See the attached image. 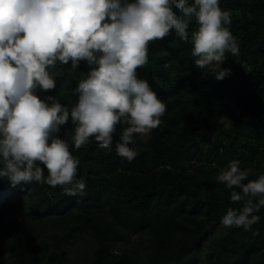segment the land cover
I'll return each mask as SVG.
<instances>
[{"label":"trees","instance_id":"obj_1","mask_svg":"<svg viewBox=\"0 0 264 264\" xmlns=\"http://www.w3.org/2000/svg\"><path fill=\"white\" fill-rule=\"evenodd\" d=\"M219 6L231 11L239 41V54L221 65L231 74L217 80L215 64L198 68L191 44L174 33L150 42L137 73L167 110L137 138L132 162L94 141L73 149L84 196L0 179V264H264V207L258 235L225 228L221 216L241 203L216 180L230 160L252 169L248 179L264 172V0ZM63 67L46 94L71 107L76 79ZM86 71L82 63L76 75Z\"/></svg>","mask_w":264,"mask_h":264},{"label":"clouds","instance_id":"obj_2","mask_svg":"<svg viewBox=\"0 0 264 264\" xmlns=\"http://www.w3.org/2000/svg\"><path fill=\"white\" fill-rule=\"evenodd\" d=\"M231 23L219 0H0V179L84 196L73 149L94 141L130 163L137 138L157 128L167 110L137 73L148 63L149 43L174 33L191 44L198 68L215 64V79L223 80L231 74L221 67L226 54H239ZM82 63L87 71L76 75ZM58 67L76 79L71 107L46 94L62 74ZM251 172L239 160L219 170L217 182L241 203L220 223L258 235L252 226L264 207V172L248 179Z\"/></svg>","mask_w":264,"mask_h":264},{"label":"rangeland","instance_id":"obj_3","mask_svg":"<svg viewBox=\"0 0 264 264\" xmlns=\"http://www.w3.org/2000/svg\"><path fill=\"white\" fill-rule=\"evenodd\" d=\"M214 65V64H213ZM147 135L146 136H141V137H138L139 139H142L143 141L146 139ZM4 232V228H0V234H3ZM87 242H81L82 245L86 244Z\"/></svg>","mask_w":264,"mask_h":264}]
</instances>
